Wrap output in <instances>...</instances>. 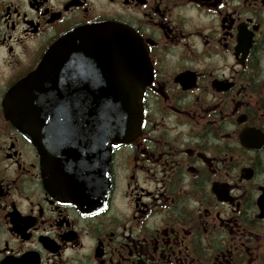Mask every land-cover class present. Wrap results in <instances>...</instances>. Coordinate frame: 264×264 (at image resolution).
<instances>
[{
    "label": "flooded vegetation",
    "instance_id": "flooded-vegetation-1",
    "mask_svg": "<svg viewBox=\"0 0 264 264\" xmlns=\"http://www.w3.org/2000/svg\"><path fill=\"white\" fill-rule=\"evenodd\" d=\"M96 25L147 64L141 133L113 148L99 207L61 193L6 114ZM0 264H264V0H0Z\"/></svg>",
    "mask_w": 264,
    "mask_h": 264
},
{
    "label": "water",
    "instance_id": "water-1",
    "mask_svg": "<svg viewBox=\"0 0 264 264\" xmlns=\"http://www.w3.org/2000/svg\"><path fill=\"white\" fill-rule=\"evenodd\" d=\"M142 57L133 36L119 28L74 30L6 99L7 117L71 200L105 204L113 148L141 133L147 84Z\"/></svg>",
    "mask_w": 264,
    "mask_h": 264
}]
</instances>
